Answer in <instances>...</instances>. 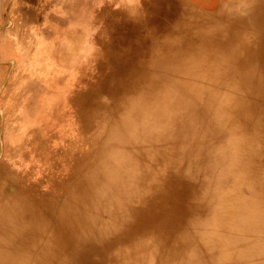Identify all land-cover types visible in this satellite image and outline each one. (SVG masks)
Returning a JSON list of instances; mask_svg holds the SVG:
<instances>
[{
  "label": "bare ground",
  "instance_id": "bare-ground-1",
  "mask_svg": "<svg viewBox=\"0 0 264 264\" xmlns=\"http://www.w3.org/2000/svg\"><path fill=\"white\" fill-rule=\"evenodd\" d=\"M82 1L61 3L71 14H82ZM215 1L149 0L142 12L124 9L125 20L109 24L107 39L100 42L109 71L89 88L110 101L99 108L118 111L121 102L155 71L149 68L152 48L139 35H132L153 22L159 39L182 37V54L202 51L220 64L214 83L221 81V85L214 91L229 126L249 134L264 133V0ZM67 52L71 56L75 51ZM27 88H33L30 81L20 82V90ZM209 95L205 93L203 101H195L192 107L193 118L205 125L214 117ZM94 110L96 105H90L89 112ZM81 113L88 115L86 107ZM104 119L98 120L97 127ZM16 125L8 123L0 129V264H173L181 258L184 245L178 236L194 188L182 175L169 168L164 175L169 177L164 181L161 176L159 183L151 185L150 194L113 211L99 194L97 140L96 147L67 156L70 172L58 181L49 178L42 188L38 180L14 168L24 147L38 142L39 129ZM16 131L24 133L22 142L10 143L7 133ZM138 153L142 165L153 170L165 165L163 155L150 160L143 147ZM146 179H151V173Z\"/></svg>",
  "mask_w": 264,
  "mask_h": 264
},
{
  "label": "clouds",
  "instance_id": "clouds-1",
  "mask_svg": "<svg viewBox=\"0 0 264 264\" xmlns=\"http://www.w3.org/2000/svg\"><path fill=\"white\" fill-rule=\"evenodd\" d=\"M181 43L180 36L154 39L155 71L97 129L99 194L121 211L172 168L194 185L178 236L183 255L173 264H264V133L229 126L212 88L220 64L202 51L182 54ZM205 93L214 110L207 125L192 116ZM139 147L150 160L163 155L164 167L142 165Z\"/></svg>",
  "mask_w": 264,
  "mask_h": 264
},
{
  "label": "rangeland",
  "instance_id": "rangeland-1",
  "mask_svg": "<svg viewBox=\"0 0 264 264\" xmlns=\"http://www.w3.org/2000/svg\"><path fill=\"white\" fill-rule=\"evenodd\" d=\"M148 1L83 0L82 14H71L61 0H1L0 129L8 123L39 129L38 142L24 147L14 168L30 180H38L42 188L47 187L49 178L58 181L70 172L67 156L96 147L98 120L117 112L116 107L99 108L110 100L90 89L109 71V60L102 55L100 42L107 39L105 28L109 24L125 20L124 9L134 7L142 12ZM152 23L132 33L151 48L154 39H159ZM69 50L75 52L68 56ZM29 81L33 88L20 90V82ZM220 85L221 81L213 83L212 88ZM92 104L97 110L90 113ZM84 107L88 115L81 113ZM23 136V132H9L7 140L17 144Z\"/></svg>",
  "mask_w": 264,
  "mask_h": 264
}]
</instances>
